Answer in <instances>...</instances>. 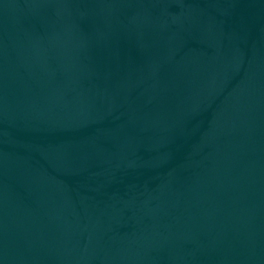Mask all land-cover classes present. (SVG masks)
<instances>
[{"label":"water","instance_id":"1","mask_svg":"<svg viewBox=\"0 0 264 264\" xmlns=\"http://www.w3.org/2000/svg\"><path fill=\"white\" fill-rule=\"evenodd\" d=\"M0 264H264V0H0Z\"/></svg>","mask_w":264,"mask_h":264}]
</instances>
